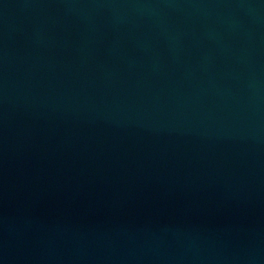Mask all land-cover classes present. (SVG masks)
Here are the masks:
<instances>
[{"label": "water", "instance_id": "95a60500", "mask_svg": "<svg viewBox=\"0 0 264 264\" xmlns=\"http://www.w3.org/2000/svg\"><path fill=\"white\" fill-rule=\"evenodd\" d=\"M0 264H264V0H0Z\"/></svg>", "mask_w": 264, "mask_h": 264}]
</instances>
